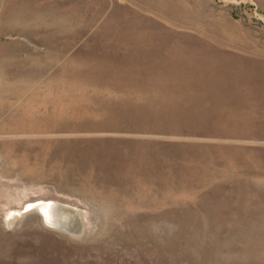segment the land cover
<instances>
[{"label": "rangeland", "instance_id": "rangeland-1", "mask_svg": "<svg viewBox=\"0 0 264 264\" xmlns=\"http://www.w3.org/2000/svg\"><path fill=\"white\" fill-rule=\"evenodd\" d=\"M0 264H264V0H0Z\"/></svg>", "mask_w": 264, "mask_h": 264}, {"label": "bare ground", "instance_id": "bare-ground-1", "mask_svg": "<svg viewBox=\"0 0 264 264\" xmlns=\"http://www.w3.org/2000/svg\"><path fill=\"white\" fill-rule=\"evenodd\" d=\"M17 117L18 118H14L11 120L12 123L8 125H3L2 129L11 126L10 130H24L25 128L29 127H32L33 130H37L39 128V123L43 121L42 116H37V113L35 112H30L29 115L28 113H21ZM18 162L20 165L19 168L21 169V167H23V169H25L26 160L20 159L18 160ZM25 171L26 170H20L21 174H23ZM26 209L40 212L45 217L46 221L55 227H64L66 222V216L64 215V212L74 211L73 208L53 201H37L29 203ZM16 215V213L10 214L11 217H15Z\"/></svg>", "mask_w": 264, "mask_h": 264}, {"label": "water", "instance_id": "water-1", "mask_svg": "<svg viewBox=\"0 0 264 264\" xmlns=\"http://www.w3.org/2000/svg\"><path fill=\"white\" fill-rule=\"evenodd\" d=\"M26 211H27V209H26Z\"/></svg>", "mask_w": 264, "mask_h": 264}]
</instances>
